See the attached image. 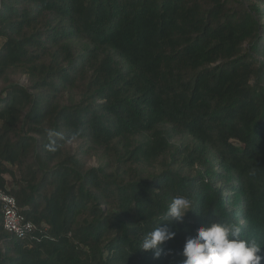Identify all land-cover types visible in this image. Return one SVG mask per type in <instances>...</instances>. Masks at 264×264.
Returning <instances> with one entry per match:
<instances>
[{"label":"trees","instance_id":"16d2710c","mask_svg":"<svg viewBox=\"0 0 264 264\" xmlns=\"http://www.w3.org/2000/svg\"><path fill=\"white\" fill-rule=\"evenodd\" d=\"M0 193L36 226L0 202V264H183L208 221L264 248V0H0Z\"/></svg>","mask_w":264,"mask_h":264},{"label":"clouds","instance_id":"9594fccd","mask_svg":"<svg viewBox=\"0 0 264 264\" xmlns=\"http://www.w3.org/2000/svg\"><path fill=\"white\" fill-rule=\"evenodd\" d=\"M50 150L56 149L52 147ZM190 211H194L191 199L174 198L162 216L163 222L147 233L139 249L154 252L159 257L162 245L177 235L170 225L173 222L182 224ZM262 249L255 238H243V228L238 223L208 221L206 226L197 228L195 235L186 239L183 264H261L264 259L260 255Z\"/></svg>","mask_w":264,"mask_h":264},{"label":"built area","instance_id":"2783aa9c","mask_svg":"<svg viewBox=\"0 0 264 264\" xmlns=\"http://www.w3.org/2000/svg\"><path fill=\"white\" fill-rule=\"evenodd\" d=\"M0 202L5 231L21 241L31 236L36 226L21 213L16 198L6 193H0Z\"/></svg>","mask_w":264,"mask_h":264},{"label":"rangeland","instance_id":"374dc122","mask_svg":"<svg viewBox=\"0 0 264 264\" xmlns=\"http://www.w3.org/2000/svg\"><path fill=\"white\" fill-rule=\"evenodd\" d=\"M23 80H24V77H23ZM174 141L180 142L178 138L174 139ZM79 146H80V143L77 142V143L70 145V149L72 151L76 152ZM85 161H86V164L89 168L90 167L97 168L99 166V160H98L97 155L96 156L95 155L94 156H90V155L85 156ZM6 179L8 181V185L12 186V178L10 176H6Z\"/></svg>","mask_w":264,"mask_h":264}]
</instances>
